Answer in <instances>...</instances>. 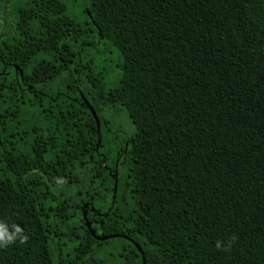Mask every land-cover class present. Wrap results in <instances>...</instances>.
<instances>
[{"label":"trees","instance_id":"1","mask_svg":"<svg viewBox=\"0 0 264 264\" xmlns=\"http://www.w3.org/2000/svg\"><path fill=\"white\" fill-rule=\"evenodd\" d=\"M1 1L0 264H264V0Z\"/></svg>","mask_w":264,"mask_h":264},{"label":"rangeland","instance_id":"2","mask_svg":"<svg viewBox=\"0 0 264 264\" xmlns=\"http://www.w3.org/2000/svg\"><path fill=\"white\" fill-rule=\"evenodd\" d=\"M18 0H10L9 6L12 8V6L15 3H18ZM68 7L72 11V13L79 19L80 22H85V17L87 16L86 11L88 10L89 7V1L87 0H67ZM6 6V3L0 0V10L1 6ZM1 13V11H0ZM8 19V18H7ZM3 24V18L0 15V26ZM117 123L118 126L122 129V132H118L119 135L122 137L123 141L128 140L129 136L132 133V125L130 121L127 119L126 116H119L117 117Z\"/></svg>","mask_w":264,"mask_h":264},{"label":"clouds","instance_id":"3","mask_svg":"<svg viewBox=\"0 0 264 264\" xmlns=\"http://www.w3.org/2000/svg\"><path fill=\"white\" fill-rule=\"evenodd\" d=\"M11 228L12 230L10 231L5 223L0 222V247H7L17 240H19L20 243H25L27 241L28 237L19 226L13 224ZM217 247H220L219 242H217Z\"/></svg>","mask_w":264,"mask_h":264},{"label":"water","instance_id":"4","mask_svg":"<svg viewBox=\"0 0 264 264\" xmlns=\"http://www.w3.org/2000/svg\"><path fill=\"white\" fill-rule=\"evenodd\" d=\"M20 75H21V73H20ZM90 112H91V114H92V116H93V118L96 120V122H97V118H96V114L94 113V111L92 110V109H90ZM95 237V236H94ZM96 239H103V238H99V237H95ZM143 264H144V261H143Z\"/></svg>","mask_w":264,"mask_h":264}]
</instances>
